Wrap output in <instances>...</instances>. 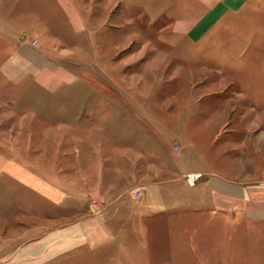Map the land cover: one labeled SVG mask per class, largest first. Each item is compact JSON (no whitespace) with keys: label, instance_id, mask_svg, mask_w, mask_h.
<instances>
[{"label":"rangeland","instance_id":"374dc122","mask_svg":"<svg viewBox=\"0 0 264 264\" xmlns=\"http://www.w3.org/2000/svg\"><path fill=\"white\" fill-rule=\"evenodd\" d=\"M2 1L0 238L9 225L2 224L3 218L18 213L20 205L28 213L41 201L15 177V172L27 177L35 172L48 182L47 188L60 186L77 225L86 228V217L108 204L112 240L82 246L85 232L77 236L81 246L73 255L53 264H264L263 211L209 217L170 209L150 211L145 219L138 212L149 204V188L172 177V172H162V151L149 147V130L154 129L155 141L168 139L171 156L176 154L182 142L163 119L166 110L172 113L177 106L193 122L189 127L195 130V149L202 138L197 125L225 108L230 119L225 134L230 135L223 140L238 147L232 160L237 163L248 155L246 163L254 161L264 179V0L45 4V12L56 18L40 25L31 44L54 49L64 58L73 56L69 63L85 67L82 78L56 92L24 67L17 36L2 16L11 11L10 4ZM28 10V3L13 8L16 13ZM75 13L83 19H73ZM86 62L92 65L88 72ZM164 126L169 132L162 131ZM121 151L125 158H120ZM138 151L142 160L131 163ZM6 158L11 162L3 164ZM149 158L160 161L157 169L147 170ZM89 192L88 203L97 210L86 207ZM251 204H257L255 199ZM30 217L20 219L28 229L37 226Z\"/></svg>","mask_w":264,"mask_h":264},{"label":"crops","instance_id":"0c3cea01","mask_svg":"<svg viewBox=\"0 0 264 264\" xmlns=\"http://www.w3.org/2000/svg\"><path fill=\"white\" fill-rule=\"evenodd\" d=\"M5 1H2V4ZM7 1L11 11L9 10L6 15L2 12V16H5V19H8L12 25L13 32L17 36L18 54L25 63L24 67L34 74L37 82L44 85L48 90L56 92L55 90L60 87L72 85L76 80L82 78V71L85 67L74 62L69 63L73 61V56L64 58L65 55L55 53L54 49L43 46L34 47L31 44V39L36 37L39 29H42L40 25L44 27L43 25L47 24L44 23L45 20L51 23V20L56 18L52 12H45L44 5L58 4L60 0ZM19 3H28L30 10L28 12H14L13 8H16ZM33 4L34 6H32ZM79 18L83 19L80 13L73 15V19L78 20ZM85 64L86 72H88L87 70H90L92 65L87 64V62ZM178 96L181 99L180 93ZM178 107L173 109L172 113L166 110L165 119H163L164 123L168 124V129L182 142L180 150L178 149L176 154L171 156L173 147L168 139H164V142L155 141L154 129L149 130L152 138L149 147L153 150L158 148L160 152L162 151L163 159H159L163 163L162 172L164 174L172 172V177L165 176L168 179L164 178L149 188L145 195L149 204L138 211L142 214V219H145V216L151 213L150 211H169L170 209L174 211L187 210L190 213L209 217L220 215H232L234 217L236 214L247 217L251 214L256 215L257 212H264L263 175L257 172L254 161L246 163L245 160L248 155L243 156L244 158L242 157L237 163L232 160L233 150L238 147L234 146L228 139L223 140L230 135L225 134L229 131L227 126L230 123L229 113L225 108H221L219 113L217 111L211 112V119L207 118L206 123L202 122L197 125L199 129L196 128V131L200 137L205 139L200 138L201 142L195 149L196 146L191 138L195 130L189 127V124L192 125L193 122H189L187 113ZM172 115L174 116L173 119L171 118ZM217 125L219 127L216 129ZM185 127L189 129L185 131ZM168 129L165 127L162 131L167 132ZM210 137H212L211 140H209ZM183 143L184 146H182ZM118 147L121 148V144ZM242 150L243 155H245V147ZM123 153L122 151L119 152L120 158L126 157L123 156ZM139 159L142 160L139 151L135 157L131 155V163L138 162ZM2 161L3 164L11 162L9 158ZM146 163L150 166L147 170L157 169L154 166L160 165V161L151 158ZM165 165L167 167H164ZM134 172L137 173V168H134ZM15 173V177L19 178L22 184L30 186V191L39 196L41 201H35L34 210L28 212L33 214H28L25 206L20 205L18 213L2 219V224L9 225L8 230H2V234H4L0 238V264H53L64 257L73 255L78 248L77 246H83L82 243L84 242L95 245L106 243L109 239L112 240L113 230L106 223L105 216L106 211H108V204H105L103 209L97 210L92 203H88V200L92 198L90 192L89 195L86 194V207L97 211L86 217L85 228L84 225L75 224L72 217H69L68 211H72L70 208L72 204L68 198H63L60 186L53 184L47 188L48 182L35 172L29 173L28 177L20 172ZM189 176L192 177L191 183L188 182ZM86 179H90V173L87 170ZM87 184L86 191H89ZM148 194L154 195L156 200H151ZM251 199H255L257 203L253 207H251ZM261 202L263 203L262 206ZM95 205L98 206V203ZM261 214L258 213L257 215ZM28 216H32L30 218H35L36 221L37 226L32 229H28L20 222V219L24 220ZM92 221H94L93 224ZM85 232L86 239L80 240L81 245H76L79 241L77 236L84 237ZM108 237L109 239H107Z\"/></svg>","mask_w":264,"mask_h":264},{"label":"built area","instance_id":"2783aa9c","mask_svg":"<svg viewBox=\"0 0 264 264\" xmlns=\"http://www.w3.org/2000/svg\"><path fill=\"white\" fill-rule=\"evenodd\" d=\"M34 43L36 44V43H37V41L35 40V41H34Z\"/></svg>","mask_w":264,"mask_h":264}]
</instances>
